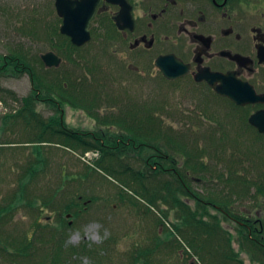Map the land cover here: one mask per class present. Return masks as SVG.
Segmentation results:
<instances>
[{
	"label": "rangeland",
	"instance_id": "rangeland-1",
	"mask_svg": "<svg viewBox=\"0 0 264 264\" xmlns=\"http://www.w3.org/2000/svg\"><path fill=\"white\" fill-rule=\"evenodd\" d=\"M37 10L38 0H0V55L19 54L27 57V62L35 69V73L47 82H51L54 88L59 85L56 80L54 81L56 77L64 80L69 73H72L69 76L78 77L77 80H80L78 85L88 86V81L89 85L99 89L98 83L93 80L94 76H90L91 80H89V77L78 69L76 71L72 69L75 71L72 72L70 70L71 61L64 60L59 68H55V71L51 70L54 68L45 66L40 55L51 49V43L47 39L50 31L47 28L48 24L44 25L41 22L43 20L40 19ZM95 77L97 80L102 79L101 75H95ZM44 79L42 82H45ZM162 85L164 88L161 90ZM170 87L174 85L158 80L156 93L152 95L157 107L165 106L163 108L166 114L163 115V122L168 132L161 134L162 141H151L152 144L147 141L149 142L146 143L148 147L137 148L139 151L137 157H130L126 161L125 171L128 174L122 179H126L127 182L132 181L131 177L134 174L142 179L139 173L134 172L135 169H129L132 175L127 169L131 165L136 168V171H140L142 166L152 163L156 157L160 160V166L164 164L167 171L172 170L175 173L176 179H179L182 174H179V171L184 172L182 176L193 192L197 193L194 196L204 203L212 200L209 205L210 212L221 219L219 226L224 237L228 239L231 237L230 243L228 242L231 247L228 246L227 240L220 242L216 238L218 246L221 245L225 252L228 247L232 250L228 251L229 254H239L238 258L243 264H264V251L260 253L258 250L252 251V244L249 242L242 244L241 228L238 224L240 218L248 226L256 225L264 228V139L237 136L235 130L232 131L231 119L230 121L221 119L218 124L203 121L193 110L196 105H191L190 102L181 104L182 101L178 94L168 96L167 90ZM33 88L29 74L17 78L0 77V143H2L0 145V204L6 203L8 196L18 188L23 173L36 159L33 153L37 149L41 150L47 158V169L35 177L30 187L33 191L32 195L47 197L55 189L65 185L59 198L63 197L66 200L65 197L69 199L83 196L82 204L90 200V203L86 205V212L80 215L72 226L70 225L67 245L79 246L87 243L91 246L109 247L110 253H107L106 258L110 259L103 264H128V258L133 249H137L140 244L147 241V238H152L156 231H159L160 236L165 239L170 236L171 232L176 234L175 226L182 224L185 218L183 213H186V219L189 220L188 217H193L189 215V211H198L197 209L202 211L195 197H183L182 199L192 210L180 211L179 214V210L173 209L169 203L160 200L157 203L158 207L165 214L161 213L158 207L153 208L154 214L145 212L149 204L133 192V188L137 187L136 183H129L133 187L131 188L117 176L100 169L96 164L101 157L99 152L90 151L85 154L81 149L59 145L58 141L55 142L57 144L45 143L43 146L31 144L30 141L37 135L35 128L27 126L23 120L17 121L9 116L17 113V110L22 107V99L29 97L34 92ZM141 93L140 98L143 103L149 99V94L143 91ZM221 108H223L222 105ZM38 110L45 119L55 114L44 103L38 104ZM183 110L191 111L192 115L186 114L191 118L183 119L181 116ZM170 111L173 116L175 115L174 117L167 116L169 115L167 112ZM66 116V124L72 128L88 129L97 125L82 109H68ZM108 127L117 129L113 125ZM175 142L184 144L186 153L194 155L189 159L178 156L180 164L177 166L171 162L165 163L164 160L167 159L159 155H164L166 150L169 154H177L173 147ZM153 144L163 151L160 152ZM88 167L94 169L91 176L87 175ZM173 179L168 174L159 175L158 179L149 176L145 183L147 188L153 189L154 192L159 189L161 183L173 181ZM117 187L125 188L137 198L136 200H139L141 205L134 206L130 202L125 204L118 202L114 199ZM54 210L55 207L45 209L41 213L38 210L32 213L29 209L17 211L11 228L9 226L10 229L7 227V230L0 228L1 239L8 237L6 231L9 233L11 231L15 237H21L33 231L37 220L43 225L41 229H36L38 236L44 233V229L50 235L54 230L52 226H58L60 218L72 221L71 216L67 218L65 214L61 215ZM187 229L189 228L183 229V234H187L186 239L184 236L183 238L177 237L182 246L176 247L175 252L171 251L169 246L161 248L159 255L165 263L221 264L220 260H223L221 257H214L215 255L209 254L211 252L200 255L191 247L189 241L192 235H189ZM9 258L0 252V264L23 263L21 259ZM77 259L79 262L76 264H97L96 260L87 256L82 255ZM228 264H241V262Z\"/></svg>",
	"mask_w": 264,
	"mask_h": 264
},
{
	"label": "flooded vegetation",
	"instance_id": "flooded-vegetation-1",
	"mask_svg": "<svg viewBox=\"0 0 264 264\" xmlns=\"http://www.w3.org/2000/svg\"><path fill=\"white\" fill-rule=\"evenodd\" d=\"M58 1L74 28L87 27L88 37L77 36L81 46L62 33L65 18L59 14ZM37 11L41 22L54 30L48 39L51 49L40 56L53 52L62 63L71 61L72 72L78 69L87 77L106 78L105 87L94 92L101 99L93 101L99 103L101 116L109 119L100 127L106 131L104 139L156 138L151 124L155 127L161 115L153 111L158 80L174 85L167 90L169 97L178 94L181 104L196 105L193 110L203 121L217 124L231 119L237 136L264 139V133L250 123L254 115L264 114V0H38ZM159 64L180 77L168 79ZM208 80L216 81V87L241 86L248 104L239 106L220 95ZM70 88V94L78 90L75 84ZM141 91L149 94L143 103ZM60 103L57 100L66 120L68 109L76 107L68 98L66 106ZM181 114L183 119L192 115L189 110ZM87 116L98 125L94 116ZM97 125L88 129L67 125V129L80 130L77 134L88 130L91 135Z\"/></svg>",
	"mask_w": 264,
	"mask_h": 264
},
{
	"label": "trees",
	"instance_id": "trees-1",
	"mask_svg": "<svg viewBox=\"0 0 264 264\" xmlns=\"http://www.w3.org/2000/svg\"><path fill=\"white\" fill-rule=\"evenodd\" d=\"M48 30L50 32L47 39H50L51 36L54 35V32L51 31L54 30L51 28ZM51 70L55 71L56 69L54 68ZM24 74H29L31 76L34 92L31 93L29 97L22 99V107L17 110V113L11 114L9 118L11 117L17 121L23 120L27 126L33 129L35 128L37 135L34 134L36 137L30 141L31 144L43 146L45 143L57 144L55 142L58 141L59 145L81 149L83 151L82 153L85 154L90 151L99 152L98 154H100L101 157H99L96 161V164L100 169H104L112 175L117 176L131 188L133 187L129 183H136L137 187L136 189L133 188V192L149 204V208L145 209V212L147 211L154 214L153 208L158 207L157 203L158 201L160 202V200L169 203L173 209L179 210V214L180 211L186 212L189 209L192 210L182 199L183 197H195L198 201L197 204L199 208H202V211L200 209H197L198 211H189V215L191 214L193 216L192 218L188 217L189 220L186 219V213H183L185 218L183 219L182 224H177L175 226L176 234L171 232L169 233V237L163 239L160 236L159 231H156L152 238H147V241L140 244L137 249H133V252L128 258V264H167L159 255L162 250L161 248L169 246L170 250L175 252L176 247L180 248L182 246L177 237H187V234H183V229L186 230V228H189L187 229V232H189V235H192L189 241L192 245L191 247H193L200 255H203L205 252H211L209 253L210 255H215L214 257H221L223 259H219L221 264H228L230 262H241V264H243V262L238 258L239 254H229L228 251L232 250L228 247L227 252H225L223 251L221 245L218 246L216 238H218L220 242H225L227 240L226 242L228 246H230L229 239H231V237H229V239L224 237L223 232L220 230L221 227L219 226V224H221V219L210 212L209 205L212 200L210 199L209 202L204 203L199 198H196L194 195L197 193L193 192L189 183L182 176L184 172L179 171L178 173L182 174H180L179 179H176L175 173L172 170L167 171L164 164H161L162 166H160L159 164L157 165L154 163V161L160 162L157 158L156 160H153L152 163H147L142 166L140 171H136V168L131 165L130 168L127 169H135L134 172L139 173V176L142 179H139L136 176L137 174H134V176L131 177L132 181L127 182L126 179H122L126 176V174H128V172L125 171V168L127 167L126 161L129 160L128 158L137 157L139 151L135 148L139 147L143 149V147H148L147 144L149 142L151 143V141H162L161 134L168 132V129H165L163 119H159L160 116L166 114L164 109L165 106H163L164 108L157 107V105L153 107L155 108L153 111L157 112V114H161L157 117L155 127L151 124L152 131L155 130L156 132V138L150 140L139 139L135 141H111L103 138V133L106 131L100 128H104L106 126L105 123L107 124L109 119L105 118V116H101L102 114L101 108H99V103L97 102L98 104H96L93 102L101 99L98 94L94 93L98 90L95 89V86L89 85L88 81V86L86 84L78 85V82L80 81L77 80L78 77L75 78L73 76H69L72 74L69 73L65 79L63 78L64 80L54 77V81L56 80L58 82L57 84H59L57 85V88H54L51 82H47V80L41 78L40 75L35 73V69L29 62H27V57L19 54L0 55V77L17 78L23 76ZM95 78L96 77L94 76L93 80L95 83H98L100 88L105 87L106 78L98 80ZM43 79L46 83L42 82ZM108 79L110 80L111 78L109 77ZM89 80H91L90 77ZM74 84H77L76 86L78 90L74 94H70V87ZM89 91H93L96 95L92 96V94H89ZM67 98L68 100L73 101L74 107L86 111V113L94 116V119L99 122L97 125L98 130L95 134L87 135L88 133H91L88 130L81 131L80 134H77L80 130H68L69 128L66 125L65 116L61 114L59 104H57V100H59L61 102V106H66ZM91 102H93V104ZM40 103L48 105L50 110H53L55 114H53V116L49 119L43 118L38 110V104ZM143 127L144 126H142V128ZM142 137L143 135H141V138ZM1 144L2 143H0V145ZM134 145L137 147H134ZM153 146L160 152L163 151V149L158 148L154 144ZM173 147L175 148L177 154H169L166 150L164 155L167 156L168 159L164 160L165 163L171 162L177 166L180 164V161L177 159L178 156L180 158L183 157L184 159H189L194 156L193 154L188 155L186 153V147L184 144L175 142ZM33 154V156H36V159L32 161L31 167L23 173L20 178V183H18V188L8 196L6 203L0 204V228H6V230L8 226L11 228V225H13L15 220V213L22 209H29L32 213L34 210H38V212L41 213L45 209H52L55 207L54 211L61 213V215L65 214L67 218L72 217V221L69 222L67 219L60 218L59 225L52 226L54 230L50 233V235L45 229L42 235H37L36 229H41L43 226L40 222H38V220L36 221V228L21 237H15L11 231L10 233L6 231V235L8 237L5 239H1L0 237V252L7 256V258L10 257L13 260L21 259L23 261V263L18 262V264H76L79 262L77 258L82 255L87 256L92 260H96L97 264H103L107 259H110L109 257L106 258L107 253H110L109 247H99L96 245L91 246L87 243L79 246L67 245L69 235L68 230H70V227L73 225L72 223L80 215L86 212V205L90 203V200H86L84 205L81 203L84 200L83 196H79V198L70 197L69 199L65 197L66 200H64L63 197L59 198V195L62 194L64 188L66 187L65 185L59 187V189H55L54 192L47 197H39L35 194L32 195L33 191L30 187L34 183L35 177L47 169V158L44 153L37 149ZM87 170L88 176H91V173L94 172V169L90 167H88ZM130 170L129 174L132 175L133 173L130 172ZM165 174L172 176V178H174L173 181L161 183L159 189L154 192L153 189L151 190L147 188L145 182H147L146 180L149 179V176L158 179L159 175L161 176ZM116 190L117 193L114 199H117L118 202L120 201L124 204L130 202L134 206L141 205L139 204V200H136L137 198L129 193L125 188L117 187ZM158 209L160 210L159 207ZM161 213L164 212L161 211ZM225 213L228 215L227 212ZM159 222L161 223V221ZM238 224L241 228V238L243 239L242 244L245 245L249 242L252 244V251L258 250L259 253L264 251V232H262V230L264 231L263 226H248L243 223L240 218ZM249 231H251L252 234H250ZM204 236L206 238L203 239ZM220 246L221 249L219 248Z\"/></svg>",
	"mask_w": 264,
	"mask_h": 264
},
{
	"label": "water",
	"instance_id": "water-1",
	"mask_svg": "<svg viewBox=\"0 0 264 264\" xmlns=\"http://www.w3.org/2000/svg\"><path fill=\"white\" fill-rule=\"evenodd\" d=\"M57 7L59 10V14L65 18V24L61 30L62 33L64 35L72 37L73 42L76 45L81 46L83 44V42L80 41L77 38V36L85 37V38H86V36L88 37L87 27L80 28L81 30L74 28V26H72V23L70 22V16L67 13V11L64 9L65 7L62 4V2L58 1ZM41 58L45 64V66L48 68H58L62 64V60L53 52H49L47 54H44V55H42ZM159 66L161 67L162 71L164 72L165 76L168 79L175 80V79L180 77V74L168 71L167 69L162 67L161 64H159ZM208 81L213 87H215V89L217 90V92L220 95L230 98L237 105L244 106V105L248 104V101L245 100V98H244V90L241 86L234 87V86H229V85L224 84L222 86L216 87L215 86L216 81H213V80H208ZM250 123L253 126H255L261 133H264V114L263 113H259V114L254 115L251 118Z\"/></svg>",
	"mask_w": 264,
	"mask_h": 264
}]
</instances>
